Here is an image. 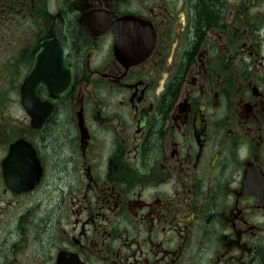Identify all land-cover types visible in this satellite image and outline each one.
<instances>
[{"label": "flooded vegetation", "instance_id": "flooded-vegetation-1", "mask_svg": "<svg viewBox=\"0 0 264 264\" xmlns=\"http://www.w3.org/2000/svg\"><path fill=\"white\" fill-rule=\"evenodd\" d=\"M216 1L0 0V264H264V0Z\"/></svg>", "mask_w": 264, "mask_h": 264}, {"label": "trees", "instance_id": "trees-1", "mask_svg": "<svg viewBox=\"0 0 264 264\" xmlns=\"http://www.w3.org/2000/svg\"><path fill=\"white\" fill-rule=\"evenodd\" d=\"M219 13V5L216 0H198L195 20L198 25L215 23L219 18Z\"/></svg>", "mask_w": 264, "mask_h": 264}, {"label": "water", "instance_id": "water-1", "mask_svg": "<svg viewBox=\"0 0 264 264\" xmlns=\"http://www.w3.org/2000/svg\"><path fill=\"white\" fill-rule=\"evenodd\" d=\"M31 82H32V79L29 78V79L26 81L25 85H24V89H27V88L29 87V84H30Z\"/></svg>", "mask_w": 264, "mask_h": 264}]
</instances>
